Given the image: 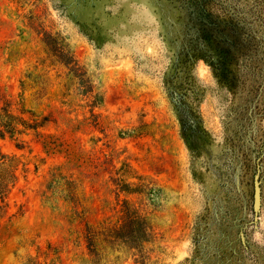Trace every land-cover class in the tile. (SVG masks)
I'll return each instance as SVG.
<instances>
[{
    "label": "rangeland",
    "instance_id": "obj_1",
    "mask_svg": "<svg viewBox=\"0 0 264 264\" xmlns=\"http://www.w3.org/2000/svg\"><path fill=\"white\" fill-rule=\"evenodd\" d=\"M174 21L165 0H0L15 177L0 264H117L84 236L124 200L156 236L152 264H264V73L223 80L196 60L174 75Z\"/></svg>",
    "mask_w": 264,
    "mask_h": 264
},
{
    "label": "trees",
    "instance_id": "obj_2",
    "mask_svg": "<svg viewBox=\"0 0 264 264\" xmlns=\"http://www.w3.org/2000/svg\"><path fill=\"white\" fill-rule=\"evenodd\" d=\"M165 2L175 19L174 23L165 24L168 36L163 41L174 51L169 72L173 70L174 75L177 72L185 74L190 63L203 60L209 63L214 75L223 80L264 73V0ZM68 60L73 61L71 57ZM183 82V88L188 90L187 79H183ZM184 104L187 105L186 100ZM11 118L8 112L2 110L0 137L12 135L13 128L8 124ZM20 122L24 130L36 131L39 127L34 121L28 123L20 119ZM14 180L13 160L1 156L0 203L4 202ZM123 187L129 188V185ZM135 189H119L118 193H138L139 183ZM66 193L70 201L73 194L69 191ZM119 213L114 222L86 227L84 238L89 253L101 259L102 263L113 257L117 264H152L151 247L157 239L143 211L124 200Z\"/></svg>",
    "mask_w": 264,
    "mask_h": 264
},
{
    "label": "water",
    "instance_id": "obj_3",
    "mask_svg": "<svg viewBox=\"0 0 264 264\" xmlns=\"http://www.w3.org/2000/svg\"><path fill=\"white\" fill-rule=\"evenodd\" d=\"M255 203H256V209L259 207V189L257 187V184L255 186Z\"/></svg>",
    "mask_w": 264,
    "mask_h": 264
}]
</instances>
